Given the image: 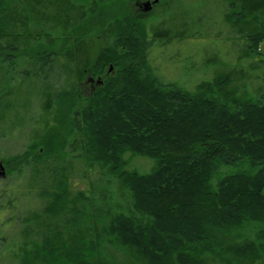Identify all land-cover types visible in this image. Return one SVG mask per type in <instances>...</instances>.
<instances>
[{"label": "trees", "instance_id": "1", "mask_svg": "<svg viewBox=\"0 0 264 264\" xmlns=\"http://www.w3.org/2000/svg\"><path fill=\"white\" fill-rule=\"evenodd\" d=\"M113 1L0 0V65L30 71L2 96L40 100L27 148L7 161L29 172L12 263L264 264V0H207L239 64L207 67L190 89L152 52L202 16L171 13L183 0L112 16ZM87 76L103 83L86 94ZM21 105L0 107V121ZM128 154L155 165L131 169ZM73 161L85 177L100 168L91 200L71 190ZM4 195L17 214L16 192Z\"/></svg>", "mask_w": 264, "mask_h": 264}, {"label": "rangeland", "instance_id": "2", "mask_svg": "<svg viewBox=\"0 0 264 264\" xmlns=\"http://www.w3.org/2000/svg\"><path fill=\"white\" fill-rule=\"evenodd\" d=\"M146 1L149 0H115L111 2V6H113V4H117V7L115 9H111L112 11L109 15H117V12L121 9V11L128 10L129 14L133 15L134 13H144L145 10L143 3ZM167 1L169 2L170 0H159L157 3L158 5H153L152 9H154V11L159 9L160 12V10H162L161 6L165 5L164 3ZM183 1L181 4L177 2L173 3V7L170 12H184L183 14L189 17V24L192 22L191 17L197 13L202 16L203 27L198 24L193 27L191 26L190 31H188L189 34L184 41L177 44H170L168 47H165L163 51L160 47L155 48L152 52V56L159 54L160 59L155 62L158 63V66L160 65L159 72L166 80L175 82L182 87L190 89L194 84L208 79L206 75L207 67H214L215 64H229L236 67L239 63L236 59V55L230 51L231 43L226 36H224L226 33L229 35V28L226 25H222L221 29L223 33H221L219 29L218 24L222 18L215 12L214 3H208L207 0ZM216 3L217 2L215 1V5L217 6ZM126 4H128V6ZM158 6H160V8ZM101 10L103 12L105 8L101 6ZM162 19V17L158 16L155 23L160 22ZM212 24L213 27H211ZM198 31H200L201 34ZM231 35L232 37H236L235 34ZM234 46L237 48V45ZM260 49H264V44L260 46ZM17 63L18 64L16 66H14L15 64L0 65V107H5L4 104L6 103H12L14 106L22 104L16 115L5 117V119L0 121V161L5 164L7 172V175L0 178V206L6 202V199H8V197L4 194H9L8 196H10V194L14 192H16V196L18 197L16 204H20L17 214L16 211L13 213V211L8 209L0 208V264H13L11 255L15 244L14 242L17 238L15 235L18 234L19 229L23 226L22 218L25 217V204L28 200L27 186L29 172L20 175L17 170H12L14 166L10 165L11 163L8 164L7 161L11 160L15 155L23 152L27 148V145L30 142L29 140L32 137L34 127H37L36 120L39 117L38 112H40L39 96H35L33 98L27 97L24 98V101H21L22 97H20L18 98L20 99V103H18V99L13 98L14 100L12 99L11 101L9 98L8 100L3 98V96L8 93L9 88L17 86L19 80H22V84L26 83L24 82V77H27L30 71L28 70V67L20 66L19 61H17ZM11 69H13L12 73H10ZM7 73L10 75H7ZM105 74H107V71ZM89 78L90 76H87L86 81L84 82V84L86 83V87L83 91L86 94L89 92L91 86L90 83H87ZM252 85L254 88H258V81L252 82ZM19 89L15 92L16 94L26 93V90H28L26 85H19ZM20 91H22V93ZM249 92L251 95H255L256 93L252 87H249ZM24 95L26 96V94ZM26 101L34 103L33 105L31 104L27 107L29 108L28 115H26L23 106V103ZM126 157L130 162L129 167L131 169L148 172L155 165L154 160L148 157L140 155L131 156L130 154ZM72 163L76 165L75 171L72 170V173L70 174L72 183L71 190L73 191V194L80 192L79 194H84L91 200L92 194L89 182L90 180H96V182L99 180L101 176L99 173L100 168H97L91 176L85 177L84 172L86 169L89 170V168L86 167V165L79 163V161H73ZM6 188L7 191L4 192V189ZM93 190L95 189L93 188ZM21 199L24 201L22 202ZM11 214H16L14 222L12 219H7L11 216Z\"/></svg>", "mask_w": 264, "mask_h": 264}, {"label": "water", "instance_id": "3", "mask_svg": "<svg viewBox=\"0 0 264 264\" xmlns=\"http://www.w3.org/2000/svg\"><path fill=\"white\" fill-rule=\"evenodd\" d=\"M159 0H153V1H146L144 2V10L145 11H150L153 7L154 4L158 3ZM99 82H102V79L99 80ZM6 175V169L3 164V162H0V176H5Z\"/></svg>", "mask_w": 264, "mask_h": 264}, {"label": "flooded vegetation", "instance_id": "4", "mask_svg": "<svg viewBox=\"0 0 264 264\" xmlns=\"http://www.w3.org/2000/svg\"><path fill=\"white\" fill-rule=\"evenodd\" d=\"M154 8H155V6H154ZM152 10H153V9H152ZM90 77H91V76H90ZM98 77H100V76H98ZM98 77H95L94 80H91V79L89 80V81H90L89 83L91 84L90 88H94L96 85H98V82H97ZM85 81H86V79H85ZM85 81H84V82H85ZM89 83H88V84H89Z\"/></svg>", "mask_w": 264, "mask_h": 264}]
</instances>
